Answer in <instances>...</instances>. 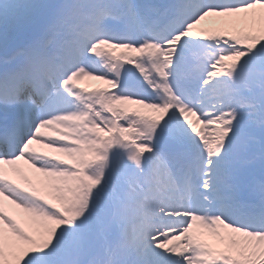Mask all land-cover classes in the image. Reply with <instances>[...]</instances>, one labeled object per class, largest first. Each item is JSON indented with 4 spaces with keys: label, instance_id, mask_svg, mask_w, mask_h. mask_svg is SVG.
<instances>
[{
    "label": "snow or ice",
    "instance_id": "6c2138e0",
    "mask_svg": "<svg viewBox=\"0 0 264 264\" xmlns=\"http://www.w3.org/2000/svg\"><path fill=\"white\" fill-rule=\"evenodd\" d=\"M0 264H264V0H0Z\"/></svg>",
    "mask_w": 264,
    "mask_h": 264
},
{
    "label": "rangeland",
    "instance_id": "374dc122",
    "mask_svg": "<svg viewBox=\"0 0 264 264\" xmlns=\"http://www.w3.org/2000/svg\"><path fill=\"white\" fill-rule=\"evenodd\" d=\"M98 85H99V82H95V81H85V82L82 84V86H84V87H96V86H98ZM130 107H136V106L132 105V106H130ZM142 111H143L144 114H146V115H152V113H150L149 110L144 109V110H142ZM45 150L47 151V149H45Z\"/></svg>",
    "mask_w": 264,
    "mask_h": 264
},
{
    "label": "bare ground",
    "instance_id": "6f19581e",
    "mask_svg": "<svg viewBox=\"0 0 264 264\" xmlns=\"http://www.w3.org/2000/svg\"><path fill=\"white\" fill-rule=\"evenodd\" d=\"M36 147H37L38 149L40 148L39 145H37ZM40 150L46 151L45 149H40ZM21 165H23V162H21ZM24 167H26V166H24Z\"/></svg>",
    "mask_w": 264,
    "mask_h": 264
}]
</instances>
